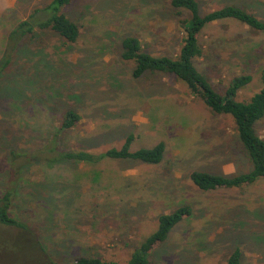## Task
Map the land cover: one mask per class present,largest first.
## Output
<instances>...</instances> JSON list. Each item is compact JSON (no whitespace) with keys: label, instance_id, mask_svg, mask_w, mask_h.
Wrapping results in <instances>:
<instances>
[{"label":"rangeland","instance_id":"374dc122","mask_svg":"<svg viewBox=\"0 0 264 264\" xmlns=\"http://www.w3.org/2000/svg\"><path fill=\"white\" fill-rule=\"evenodd\" d=\"M50 1L18 0L0 13V63L12 30ZM171 1L74 0L63 12L79 27L77 42L37 28L0 74V195L15 189L10 215L26 225L0 224V264H70L79 257L128 264L159 217L181 206L192 215L153 250L149 264H227L236 249L242 264H264V180L204 192L190 179L196 170L235 175L252 169L233 120L213 114L174 76L134 79L135 64L120 58L127 36L138 37L154 56L179 53L190 13ZM197 2L202 16L235 5L264 22V0ZM200 44L203 56L194 64L218 93L247 75L252 82L236 99L248 102L261 90L264 31L215 22ZM69 110L81 120L61 131ZM256 132L264 139V119ZM130 134L132 151L164 142V162L37 164L16 177L23 160L13 166L9 156L15 150L47 157L51 142L100 155L120 148Z\"/></svg>","mask_w":264,"mask_h":264},{"label":"trees","instance_id":"16d2710c","mask_svg":"<svg viewBox=\"0 0 264 264\" xmlns=\"http://www.w3.org/2000/svg\"><path fill=\"white\" fill-rule=\"evenodd\" d=\"M73 1L51 0L45 8L35 9L28 19L19 22L7 38L6 52L0 63V74L12 64L14 53L22 47L24 41L35 35L37 28L51 30L66 42L76 43L80 37L79 27L63 12L64 8L70 6ZM171 4L176 9L190 13V19L182 22L185 36L179 53L175 57L154 56L145 50L138 37L127 36L121 42L120 58L123 62L135 64L132 73L134 79L155 74L174 76L184 84L191 96L200 99L213 114L233 120L236 135L252 169L235 175L213 174L196 170L190 175L195 187L204 192H214L241 189L256 184L264 180V139L256 132V125L264 119V69L261 73V90L250 101L240 102L236 98L240 91L252 82L251 76L234 78L225 94H220L207 77L198 70L194 60L203 56L200 37L211 24L234 20L255 31H264V22L254 14L235 5L225 6L202 16L197 0H172ZM80 120L81 115L78 112L69 110L64 113L60 130H71L79 124ZM133 142L134 135L130 134L120 148H111L100 155L88 153L83 149L79 151L62 150L51 142L45 146L47 152L50 153L47 157L41 154L29 155L27 152L15 150H12L9 156L13 166L19 159L23 160L22 165L13 167L16 177L18 170L21 172L37 164L52 166L71 162L96 165L107 159L130 160L156 166L164 162L166 154L164 142L158 143L153 148L132 151ZM11 183L15 185L18 180L15 179ZM15 192V189L11 187L0 195V224L25 229L26 225L22 221L10 215ZM191 215L192 210L189 206H181L172 213L161 215L157 230L138 246L128 264H149V257L153 250L166 242L174 228ZM70 264L117 263L106 262L95 257H79ZM227 264H242V253L239 249L229 256Z\"/></svg>","mask_w":264,"mask_h":264},{"label":"crops","instance_id":"0c3cea01","mask_svg":"<svg viewBox=\"0 0 264 264\" xmlns=\"http://www.w3.org/2000/svg\"><path fill=\"white\" fill-rule=\"evenodd\" d=\"M18 0H0V13L12 8Z\"/></svg>","mask_w":264,"mask_h":264}]
</instances>
